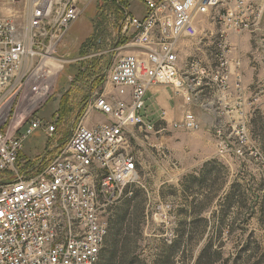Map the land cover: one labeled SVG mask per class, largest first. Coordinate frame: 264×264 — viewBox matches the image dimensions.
<instances>
[{"label": "built area", "instance_id": "obj_1", "mask_svg": "<svg viewBox=\"0 0 264 264\" xmlns=\"http://www.w3.org/2000/svg\"><path fill=\"white\" fill-rule=\"evenodd\" d=\"M2 1L0 264H95L108 235L102 212L126 191L130 196L137 180L136 160L125 148L128 129H200L191 110L177 122L168 123L165 111L152 119L147 91L156 85L171 87L191 104L200 86L225 90L229 34L251 31L261 11L245 0H143L142 15L126 13L121 21L119 33L126 42L119 41L114 50H125L108 71L110 90L96 91L87 104L86 110L106 120L90 128L79 122L59 152L32 172L23 169L28 161H20L23 144L37 129L50 137L55 133L56 118L46 124L37 112L54 93L62 62L59 45L93 0H31L22 27L2 13ZM199 17L217 27L213 67L195 57L180 62L179 42L196 36ZM234 111L239 107L225 106L223 115ZM229 126L235 144L217 127L218 153L242 156L246 132L236 123ZM160 215L166 219L167 212Z\"/></svg>", "mask_w": 264, "mask_h": 264}, {"label": "rangeland", "instance_id": "obj_2", "mask_svg": "<svg viewBox=\"0 0 264 264\" xmlns=\"http://www.w3.org/2000/svg\"><path fill=\"white\" fill-rule=\"evenodd\" d=\"M30 1L3 0L2 13L22 27ZM125 1L126 7L117 11L112 0H94L95 6L92 3L67 31L58 48L62 62L54 93L37 112L46 124L56 118L55 133L50 137L43 128L37 129L26 139L20 161L28 164L23 169L34 172L48 163L84 120L92 95L110 90L108 71L125 50H114L123 38L119 33L121 21L126 13L137 15L144 10L143 0ZM248 1L261 14L257 25L243 32L249 36L248 54L253 68L252 82L244 90L245 106L235 116L219 117L209 112L213 105H205L212 96L200 94L185 108L195 113L200 125L197 131L167 125L160 133L139 127L128 129L125 148L136 160L137 180L129 189L130 196L126 191L104 208L102 217L107 221L108 235L95 264H194L199 250L208 242L221 251L214 264H264V0ZM198 22L196 36L181 39L180 62L195 57L213 67L210 59L217 54L215 43L208 48L206 58L185 55L188 48H197L200 37L207 32L208 19L199 17ZM232 47L230 44V50ZM233 123L246 132L244 153L237 157L220 155L215 129H221L223 137L234 146L235 135L229 126ZM193 179L206 181L200 188ZM200 189L207 196L201 206L206 223L192 224L190 215L184 212V198ZM228 190L234 200L224 211V201L219 198ZM165 212L166 219L160 215ZM122 214L125 217L116 231L114 220ZM180 222L186 224V229L189 224L197 228L192 239L190 235L185 237L190 248L185 256L171 251ZM202 229L205 231L197 234Z\"/></svg>", "mask_w": 264, "mask_h": 264}, {"label": "crops", "instance_id": "obj_3", "mask_svg": "<svg viewBox=\"0 0 264 264\" xmlns=\"http://www.w3.org/2000/svg\"><path fill=\"white\" fill-rule=\"evenodd\" d=\"M245 1L249 2L248 0ZM255 2L259 3L261 0H255ZM92 3L93 6H95L93 0L91 3H89L86 9L90 8ZM141 11V14H137L136 16H140L144 13V10ZM206 28L207 32L204 34V36L200 37L199 41L197 42V48H188L186 51L187 54L185 53V55L190 56L192 54H197L199 57L206 58V54L208 52V48H210V45H212V43L216 44L217 27L208 21ZM228 38L230 44L233 46V49L230 50L227 55L230 69V78L227 88L225 90H221L219 85H203L198 88V97L201 96L200 94H203L202 97L207 95L212 96L209 102L207 100L205 101V105L206 107H212L213 105V110H210L209 112L219 117L224 116L223 112L225 110V106L239 107V110L241 107L245 106L246 103L244 99V90L252 82L253 68L248 54V51L250 50L249 36L243 32H233L229 34ZM182 44L183 43L181 40L179 42V46ZM236 61L239 62L238 67L235 66ZM210 62L215 63V57L210 59ZM238 75L239 81L237 79ZM236 81L239 82V86H236ZM145 98L147 100L148 110H150V112L153 114L152 119L156 118V114H158L160 111H165V119L168 123L177 122V120L180 119L182 114L185 112L186 106L190 105L186 104L180 96H175L171 87L161 85L151 87L147 91ZM236 113L237 112L235 111L232 112L231 116H235ZM84 115V120L81 121V124L88 128L106 120L103 115L92 110H85Z\"/></svg>", "mask_w": 264, "mask_h": 264}, {"label": "trees", "instance_id": "obj_4", "mask_svg": "<svg viewBox=\"0 0 264 264\" xmlns=\"http://www.w3.org/2000/svg\"><path fill=\"white\" fill-rule=\"evenodd\" d=\"M113 3L115 4V8L117 9V11H121L124 7H126L127 3L125 0H112ZM126 40H123L121 42H119V44H123L125 43ZM196 180L198 182V186L203 187L204 182L206 181V179H193ZM184 189H188V187H186L185 184H183ZM233 184H232V188H233ZM230 187V189H231ZM202 189L198 190L197 192L187 195L188 197H185L184 200V206L187 207V210H184V212L188 213L191 217V223H206V220L204 218L201 217L202 214V202L203 200H205L207 198V196H204L202 191ZM204 197V198H202ZM188 198H191L190 201H187ZM201 198V200L199 199ZM210 199V198H209ZM222 200V202L224 201V205L223 207H225L224 211L228 210L230 205L232 204L234 198L231 197V190H228L226 195L224 197H220L219 200ZM221 205V204H220ZM204 207V206H202ZM182 211V210H181ZM125 217V214L119 215L118 217L115 218L114 220V228L116 231H119V229L121 228V223L123 221ZM222 220V217H221ZM185 225V226H184ZM197 229V228H193L191 227V225L189 224V228L187 227L186 229V224H183V222L179 223L177 229L175 230L176 232V240L172 243L171 246V251L175 254L178 253L182 256H185V252L188 251V249H190L188 247V245H186V238H189L188 236L190 235V239H192V234L193 231ZM205 231V229L200 230L199 232L197 231V234H201ZM215 234H217L218 236L220 235V232L215 231ZM115 235H117V233H115ZM198 235V236H199ZM214 245L211 242L206 243L198 252V254L195 257L194 260V264H214L216 261H218L220 259V254L221 251L217 250V248L213 249ZM131 264V263H129Z\"/></svg>", "mask_w": 264, "mask_h": 264}]
</instances>
